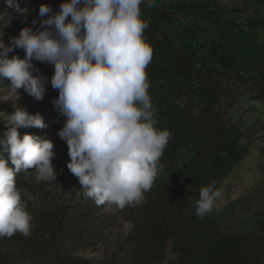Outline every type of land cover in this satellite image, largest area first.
I'll use <instances>...</instances> for the list:
<instances>
[{"label": "trees", "instance_id": "obj_1", "mask_svg": "<svg viewBox=\"0 0 264 264\" xmlns=\"http://www.w3.org/2000/svg\"><path fill=\"white\" fill-rule=\"evenodd\" d=\"M61 2L30 6L58 11ZM140 9L153 49L146 72L156 127L172 133L145 201L97 206L78 179L65 178L70 157L53 143L55 182H37L34 170L16 174L32 234L0 238V264H160L167 253V264H264V119L245 125L229 116L245 95L264 102V0H154ZM14 21L1 7L0 35ZM251 149L259 155V177L197 217L200 189L214 183L219 190ZM121 220L130 228L115 234Z\"/></svg>", "mask_w": 264, "mask_h": 264}, {"label": "clouds", "instance_id": "obj_2", "mask_svg": "<svg viewBox=\"0 0 264 264\" xmlns=\"http://www.w3.org/2000/svg\"><path fill=\"white\" fill-rule=\"evenodd\" d=\"M5 3L18 14L29 11L19 0ZM142 4L151 8L154 0H62L58 11L41 4L35 30L24 27L7 44L0 39V80L36 100L44 98L46 83L58 90L52 103L65 117L57 135L67 144V168L97 206H140L172 135L156 127L146 72L153 49L144 36L149 22L141 17ZM14 49H22L24 58H9ZM32 60L52 65L51 77L39 75ZM28 127L44 128L43 117L17 106L0 138V154H8L0 158V238L32 234L16 174L34 170L37 182L57 179L53 142L21 136L18 129ZM220 196L214 183L202 187L196 216L209 214Z\"/></svg>", "mask_w": 264, "mask_h": 264}, {"label": "rangeland", "instance_id": "obj_3", "mask_svg": "<svg viewBox=\"0 0 264 264\" xmlns=\"http://www.w3.org/2000/svg\"><path fill=\"white\" fill-rule=\"evenodd\" d=\"M34 0H19L22 8L29 11L24 15L18 14L9 7L5 0H0V8L4 6V14L14 16L15 21L11 26L8 34L0 35L6 44L9 43L10 38L18 36L20 30L24 27H33L32 20L36 19L39 23L40 17L38 15V8H31V3ZM53 9V8H52ZM22 49H14L10 52L9 58L12 55H16ZM32 63L36 69H39V75L50 78L53 74V66L40 61L32 60ZM35 74V73H34ZM10 81L7 78L0 80V130L7 129L6 123L8 122V114L13 113L14 108L19 106L27 110L31 114L39 113L43 117L45 127L37 128L38 131H32L28 134H35L43 139L51 140L53 143L59 144L66 152H68L67 144L58 135L57 132L63 127L65 117L61 116L54 108L52 101L58 96V90L51 87L50 83H46V93L42 100H36L31 97L24 90L17 89V94L9 87ZM229 116L232 118L241 117L244 124H250L254 119H264V102H261L251 96L245 95L240 98L239 103L229 112ZM259 155L255 149L250 150L249 156L236 167L230 177H228L223 186L219 188L221 192L220 198L216 201L215 207L220 208L227 200L236 198L241 193L245 192L253 182L259 177L260 172L258 169ZM63 175L68 178V181H75L78 178L73 175L70 170L65 168ZM107 209H113L114 205H103ZM130 228V225L123 220L117 228L112 231L115 234H126ZM94 255V254H93ZM171 258L170 253H167L166 261L160 264H167V260Z\"/></svg>", "mask_w": 264, "mask_h": 264}]
</instances>
